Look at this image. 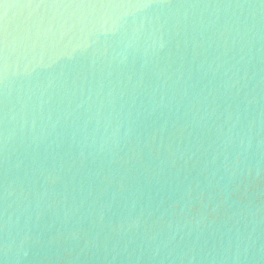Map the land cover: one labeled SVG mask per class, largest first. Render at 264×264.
<instances>
[{"label": "clouds", "instance_id": "clouds-1", "mask_svg": "<svg viewBox=\"0 0 264 264\" xmlns=\"http://www.w3.org/2000/svg\"><path fill=\"white\" fill-rule=\"evenodd\" d=\"M0 264H264V0H0Z\"/></svg>", "mask_w": 264, "mask_h": 264}]
</instances>
